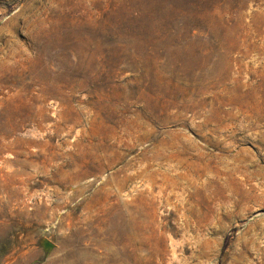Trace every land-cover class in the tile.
Wrapping results in <instances>:
<instances>
[{
    "label": "rangeland",
    "instance_id": "1",
    "mask_svg": "<svg viewBox=\"0 0 264 264\" xmlns=\"http://www.w3.org/2000/svg\"><path fill=\"white\" fill-rule=\"evenodd\" d=\"M0 264H264V0H0Z\"/></svg>",
    "mask_w": 264,
    "mask_h": 264
},
{
    "label": "water",
    "instance_id": "2",
    "mask_svg": "<svg viewBox=\"0 0 264 264\" xmlns=\"http://www.w3.org/2000/svg\"><path fill=\"white\" fill-rule=\"evenodd\" d=\"M43 247L45 248V249H47V250H49V249H51L52 247H53V244L50 242V241H48V240H43Z\"/></svg>",
    "mask_w": 264,
    "mask_h": 264
}]
</instances>
